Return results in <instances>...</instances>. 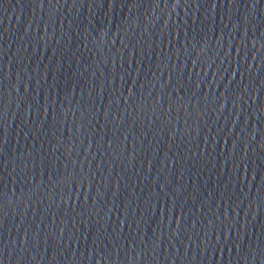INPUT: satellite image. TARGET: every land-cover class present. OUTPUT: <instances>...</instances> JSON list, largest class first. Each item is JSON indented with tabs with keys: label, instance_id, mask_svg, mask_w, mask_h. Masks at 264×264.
<instances>
[{
	"label": "water",
	"instance_id": "obj_1",
	"mask_svg": "<svg viewBox=\"0 0 264 264\" xmlns=\"http://www.w3.org/2000/svg\"><path fill=\"white\" fill-rule=\"evenodd\" d=\"M0 264H264V0H0Z\"/></svg>",
	"mask_w": 264,
	"mask_h": 264
}]
</instances>
